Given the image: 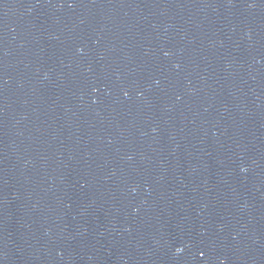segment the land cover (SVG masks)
<instances>
[{
  "label": "water",
  "instance_id": "1",
  "mask_svg": "<svg viewBox=\"0 0 264 264\" xmlns=\"http://www.w3.org/2000/svg\"><path fill=\"white\" fill-rule=\"evenodd\" d=\"M0 264H264V0H0Z\"/></svg>",
  "mask_w": 264,
  "mask_h": 264
}]
</instances>
